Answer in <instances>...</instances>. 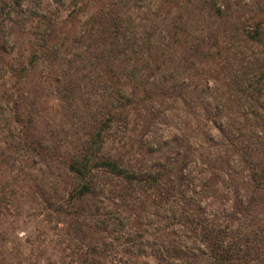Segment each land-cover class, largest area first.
Listing matches in <instances>:
<instances>
[{
	"label": "rangeland",
	"instance_id": "1",
	"mask_svg": "<svg viewBox=\"0 0 264 264\" xmlns=\"http://www.w3.org/2000/svg\"><path fill=\"white\" fill-rule=\"evenodd\" d=\"M0 264H264V0H0Z\"/></svg>",
	"mask_w": 264,
	"mask_h": 264
}]
</instances>
